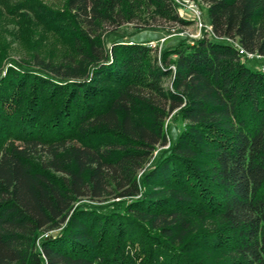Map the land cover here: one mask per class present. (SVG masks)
Segmentation results:
<instances>
[{
    "label": "trees",
    "instance_id": "1",
    "mask_svg": "<svg viewBox=\"0 0 264 264\" xmlns=\"http://www.w3.org/2000/svg\"><path fill=\"white\" fill-rule=\"evenodd\" d=\"M26 1L66 48L0 72V264H264V0L163 50L177 0Z\"/></svg>",
    "mask_w": 264,
    "mask_h": 264
},
{
    "label": "rangeland",
    "instance_id": "2",
    "mask_svg": "<svg viewBox=\"0 0 264 264\" xmlns=\"http://www.w3.org/2000/svg\"><path fill=\"white\" fill-rule=\"evenodd\" d=\"M32 1V0H31ZM30 1V2H31ZM43 7L49 11L60 10L64 0H38ZM38 1H35L39 4ZM191 3L195 10L200 13L199 20L192 11L186 8H180L181 14L187 21L192 23L191 26L178 31L171 30L172 34H166V30L170 29L168 25H161L160 23H152L151 30L138 33L132 40L135 43L144 42L158 45L159 49L163 50L167 47H172L183 39L195 41L203 32H207L208 18L205 11V6L201 0H178L179 4ZM19 4H28L26 0H7V5L0 2V72L5 71L11 67L12 61L18 63H27L32 65L34 56H40L45 60L49 58H56L64 52L66 46L55 38L54 34L47 31L45 27H36L31 25V20H22L18 18V14L23 12ZM22 11H21V10ZM200 21V23H199ZM200 24V25H199ZM126 32L133 33L130 27H124ZM252 60V58H248ZM257 60V58H256ZM257 67L264 66V59L256 61ZM246 66H250L246 64ZM263 69V68H261ZM170 79L164 83V87L168 89ZM168 130V137L171 141L174 140L177 132L180 130L178 123L170 119L165 124Z\"/></svg>",
    "mask_w": 264,
    "mask_h": 264
},
{
    "label": "built area",
    "instance_id": "3",
    "mask_svg": "<svg viewBox=\"0 0 264 264\" xmlns=\"http://www.w3.org/2000/svg\"><path fill=\"white\" fill-rule=\"evenodd\" d=\"M177 2H178V0H177ZM180 5H181V7H182L183 9L186 8L187 10L192 11V13H194V14L197 16V20H199L200 13H198V12L195 10V7H194L191 3L186 2V4H180ZM199 23H200V21H199ZM199 25H200V24H199ZM207 31H209V28L207 29ZM150 46L153 47V46H155V45L150 44ZM247 57H248V58H252V59H253V58L260 59L259 56H251V55H248Z\"/></svg>",
    "mask_w": 264,
    "mask_h": 264
}]
</instances>
